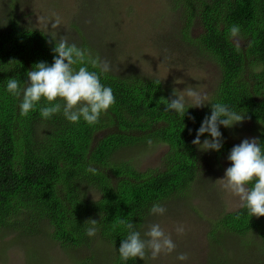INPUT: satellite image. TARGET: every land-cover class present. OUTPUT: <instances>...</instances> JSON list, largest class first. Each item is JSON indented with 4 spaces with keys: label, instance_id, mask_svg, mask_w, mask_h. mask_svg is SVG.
I'll return each instance as SVG.
<instances>
[{
    "label": "trees",
    "instance_id": "16d2710c",
    "mask_svg": "<svg viewBox=\"0 0 264 264\" xmlns=\"http://www.w3.org/2000/svg\"><path fill=\"white\" fill-rule=\"evenodd\" d=\"M173 1L182 10L183 38L197 44L220 70L207 104L185 106L184 116L165 110L164 100L172 98L160 80L93 68L90 61L98 57L83 42L76 46L85 50L86 64L74 67L97 72L100 82L113 90L115 103L95 125L82 119L69 122L62 112L43 119V101L22 116L21 101L7 91V81L16 78L23 86L36 63L50 66L58 41L15 16L0 25V234L14 230L21 237H36L40 226L47 227L60 246L83 248L93 240L86 235V221L96 220L95 237L113 249L111 264H143L120 259L127 231L119 220L133 222L142 236V221L154 204L191 189L201 168L192 141L204 117L211 115V104L245 114L264 151V0ZM195 22L202 32L193 38ZM232 25L240 27L238 40L229 37ZM223 129L221 139L226 137ZM206 138L211 139L205 133L200 140ZM153 143L168 147L161 168L138 170L125 158L135 147ZM230 150L223 141L213 152L229 155ZM92 190L97 199L90 198ZM223 233L244 238L246 244V238L258 239L255 247L264 252V217H251L241 206L212 221L209 236L214 240Z\"/></svg>",
    "mask_w": 264,
    "mask_h": 264
},
{
    "label": "rangeland",
    "instance_id": "374dc122",
    "mask_svg": "<svg viewBox=\"0 0 264 264\" xmlns=\"http://www.w3.org/2000/svg\"><path fill=\"white\" fill-rule=\"evenodd\" d=\"M12 16L20 18L27 27L51 34L56 41L66 36L69 44L81 46L83 42L98 61L110 62L111 74L136 73L160 80L172 99L173 91L180 95L189 86L206 93L209 99L220 78L218 66L197 44L181 35L182 10L173 0H0V25ZM201 32V26L195 22L190 36L195 38ZM185 106L198 109L190 101ZM223 132L226 137L222 140L231 149L244 139H256L249 120L224 128ZM195 146L201 168L191 189L161 203L166 208L164 215L149 213L142 221V238L149 225L158 223L171 236L176 249L156 260L149 253L143 264H264V252L255 247L258 239L246 238V244L244 238L230 233L218 234L214 240L209 236L213 220L241 205L217 181L223 179L225 170L231 166L228 155H216L212 150L202 151ZM167 150L165 144L153 143L135 147L125 158L138 170L161 168ZM89 193L90 198H98L94 190ZM181 225L185 231L178 235L175 229ZM39 229L36 237H21L14 230L0 234V264L113 261L112 247L98 237H92L88 247L64 248L51 239L47 227ZM180 253H187L188 260L178 261Z\"/></svg>",
    "mask_w": 264,
    "mask_h": 264
},
{
    "label": "clouds",
    "instance_id": "9594fccd",
    "mask_svg": "<svg viewBox=\"0 0 264 264\" xmlns=\"http://www.w3.org/2000/svg\"><path fill=\"white\" fill-rule=\"evenodd\" d=\"M240 27L232 25L229 29L230 39L238 40ZM54 59L49 66L45 62L36 63L32 70L26 73L27 80L23 86L21 81L10 78L7 81V91L20 99L19 109L22 116L36 110L37 105L43 101L44 106L39 108L43 119L63 113L64 117L72 123L81 119L88 125H95L99 118L114 103L115 96L111 87L100 82V76L95 71H89L87 66L77 68L74 65L86 64V52L74 43L69 44L68 38L62 36L53 48ZM93 68L99 67L101 72L108 73L111 64L108 61H90ZM174 99L164 100L166 111H175L184 116L186 102L190 101L192 107H203L207 103L206 93L195 91L191 86L186 88ZM187 98V101H186ZM245 114L230 109L222 103L211 104V115L205 116L196 132L192 144L200 146L202 151H219L223 146L220 127L231 128L243 122ZM205 133L211 139H204L201 144L200 137ZM231 166L225 170L223 179H219L222 189L239 199L241 207L245 208L251 217H264V151L256 139H244L239 145L233 146L227 157ZM95 172L96 169L89 168ZM166 208L154 204L150 215H164ZM90 226L86 229L88 237L96 235V220L86 221ZM120 226L126 231V238L120 243L118 254L122 261L130 259L144 260L150 253V258L156 260L161 254L168 255L175 251L176 244L171 236L165 232L160 224L148 226L143 233L136 230L135 224L126 219L119 220ZM176 233L183 235L184 227L177 226ZM178 261H187L188 254L177 255Z\"/></svg>",
    "mask_w": 264,
    "mask_h": 264
}]
</instances>
